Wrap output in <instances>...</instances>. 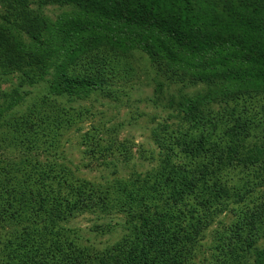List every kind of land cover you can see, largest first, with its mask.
Wrapping results in <instances>:
<instances>
[{
  "label": "trees",
  "instance_id": "obj_1",
  "mask_svg": "<svg viewBox=\"0 0 264 264\" xmlns=\"http://www.w3.org/2000/svg\"><path fill=\"white\" fill-rule=\"evenodd\" d=\"M0 5L7 25H0L1 75L17 72L22 86L42 82L47 89L25 112L0 122V264H194L201 250L206 264H264V0ZM30 5L77 11L51 23ZM132 50L144 52L177 89L168 99L174 117L151 132L156 168L127 179L112 172L94 185L61 155L89 110L58 99L129 98L121 87L134 80ZM198 86L205 91L189 97L186 91ZM81 137L91 166L102 165L100 140L91 132ZM95 209L123 219L120 239L103 249L85 246L68 228ZM222 212L234 222L202 249Z\"/></svg>",
  "mask_w": 264,
  "mask_h": 264
},
{
  "label": "rangeland",
  "instance_id": "obj_2",
  "mask_svg": "<svg viewBox=\"0 0 264 264\" xmlns=\"http://www.w3.org/2000/svg\"><path fill=\"white\" fill-rule=\"evenodd\" d=\"M29 7L35 14L47 18L51 23H56L62 18L74 17L77 11L72 5H49L43 8L30 5ZM4 15L5 7L0 5V25L7 26L3 19ZM21 37L26 44L30 43L23 33ZM130 58L134 80L121 87L125 88L130 99L124 94L120 95L119 101L116 103L94 97L89 101H69L65 97L58 99L59 104L66 108L89 110L81 124L77 126L78 131L72 132L68 136L65 152L63 150L64 153L61 155L64 158L62 163L69 170L80 179L94 185L104 184L110 179L112 172L116 173L117 178L127 179L131 173H145L156 168L159 163V154L153 144L151 132L156 128L158 121L162 123L169 120V117H174L173 110H168V99L176 93L177 89L165 76L156 74L144 52L132 50ZM21 84L20 74L17 72L0 76V122L11 114L25 112L33 100L47 95L46 85L42 82L34 87ZM158 86H160V90L155 91L156 88L158 90ZM117 88L119 89V87ZM204 91L203 86H198L191 87L186 92L190 97L202 94ZM18 98L23 101L20 104L13 103ZM167 122L171 123V121ZM110 131L114 132L113 135L110 134ZM89 132L94 139L100 140L101 149L107 152L106 157L100 161L102 165H96L98 167L91 166L93 158H89L90 154L88 153L91 151L87 150L89 145L82 144L85 142L81 136ZM8 155L12 157L14 153L10 152ZM234 220V216L222 212L216 223L205 234L204 240L200 241L199 245L203 247L202 249L212 245L215 232H220L223 226L234 222ZM221 224L222 226L219 227ZM97 226L105 227L108 232L105 235L87 232ZM68 228L80 232V241L85 246L91 245L97 249L112 245L120 239L124 231L122 217L118 215L104 216L96 209L83 212L68 225ZM3 232L0 231V239L4 238ZM70 237L73 235L71 234ZM261 243L263 242L260 241L259 245ZM205 260L201 250L196 254L193 263L206 264ZM250 264H254L253 259Z\"/></svg>",
  "mask_w": 264,
  "mask_h": 264
}]
</instances>
